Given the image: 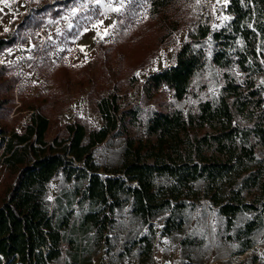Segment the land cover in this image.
<instances>
[{"label": "rangeland", "instance_id": "obj_1", "mask_svg": "<svg viewBox=\"0 0 264 264\" xmlns=\"http://www.w3.org/2000/svg\"><path fill=\"white\" fill-rule=\"evenodd\" d=\"M104 1L111 5L108 11ZM229 1L174 0L157 9L150 0H1L0 40L16 34L17 41L0 50V66L19 82L13 90L0 88V129L23 131L34 108L49 119V142L65 140L66 124L75 119L86 127L87 142L90 132L104 125L99 103L112 97L120 115L107 139L93 148L92 169L102 177L119 176L128 138L147 140L146 125L155 112L189 116L203 102L220 97L224 70L212 63L211 40L206 64L185 100H177L166 87L149 96L143 85L149 75L175 63L177 51L198 27L225 26ZM38 18L42 27L34 25ZM258 162L253 170L264 173V148ZM84 175L67 181L58 173L47 184L50 215L63 226V253L51 264H264V214L242 211L228 228L203 182L183 193L184 207L173 202L175 214L167 229L168 213L145 223L125 193L110 211L89 204L82 198L88 185ZM6 177L5 167L0 203ZM89 211H97V219L86 220ZM251 223L253 230L247 227ZM248 243L253 246L245 249Z\"/></svg>", "mask_w": 264, "mask_h": 264}, {"label": "trees", "instance_id": "obj_2", "mask_svg": "<svg viewBox=\"0 0 264 264\" xmlns=\"http://www.w3.org/2000/svg\"><path fill=\"white\" fill-rule=\"evenodd\" d=\"M150 1L162 9L174 0ZM226 12L230 20L225 26L198 27L177 51L175 63L149 75L143 85L147 95L166 87L177 100H185L193 78L206 64L211 40L212 63L224 70L220 97L203 102L189 116L155 112L146 125L147 140L128 138L119 176L102 177L92 169L93 148L107 139L120 115L112 97L99 103L104 125L92 130L87 142L86 127L78 119L66 124L65 140L49 142V119L34 108L23 131L0 129L7 172L0 203V264H51L63 253V226L54 222L46 199L47 184L58 173L67 181L86 173L88 185L81 197L91 205L110 211L125 193L145 223L168 213L167 229L175 214L173 202L184 207L183 193L197 182L205 183L208 198L219 206L228 228L242 211L264 214V173L253 170L264 148V0H230ZM35 21L42 27L41 18ZM16 41V34L1 39L0 50ZM5 71L0 66V88L13 90L19 79L7 77ZM162 177L169 183L159 185ZM97 217V211L85 215L89 221ZM254 224L247 225L249 230ZM252 246L248 243L245 249Z\"/></svg>", "mask_w": 264, "mask_h": 264}, {"label": "built area", "instance_id": "obj_3", "mask_svg": "<svg viewBox=\"0 0 264 264\" xmlns=\"http://www.w3.org/2000/svg\"><path fill=\"white\" fill-rule=\"evenodd\" d=\"M102 6H103L104 11H106V10L108 11V9H109V3L108 2L104 1V3L102 4ZM3 168H5V165L3 164V160H0V171Z\"/></svg>", "mask_w": 264, "mask_h": 264}, {"label": "snow or ice", "instance_id": "obj_4", "mask_svg": "<svg viewBox=\"0 0 264 264\" xmlns=\"http://www.w3.org/2000/svg\"><path fill=\"white\" fill-rule=\"evenodd\" d=\"M100 2V0H97V3H99ZM109 7H111V5H109ZM113 10H115V11H120V8H115V9H113ZM225 19H227V18H225Z\"/></svg>", "mask_w": 264, "mask_h": 264}]
</instances>
